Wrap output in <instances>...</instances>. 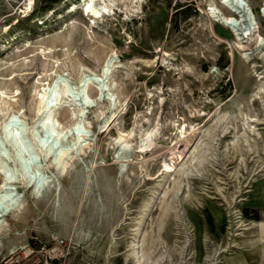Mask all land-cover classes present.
I'll return each instance as SVG.
<instances>
[{
	"label": "rangeland",
	"instance_id": "rangeland-1",
	"mask_svg": "<svg viewBox=\"0 0 264 264\" xmlns=\"http://www.w3.org/2000/svg\"><path fill=\"white\" fill-rule=\"evenodd\" d=\"M88 2L0 0V128L21 110L34 163L0 129V183L10 167L21 201H0V264H264V0H243L245 38L212 16L222 0ZM108 57L86 98L80 74ZM54 75L70 88L57 127L81 123L61 140L36 117Z\"/></svg>",
	"mask_w": 264,
	"mask_h": 264
},
{
	"label": "bare ground",
	"instance_id": "bare-ground-1",
	"mask_svg": "<svg viewBox=\"0 0 264 264\" xmlns=\"http://www.w3.org/2000/svg\"><path fill=\"white\" fill-rule=\"evenodd\" d=\"M94 2V0H89L88 4L86 5V11L87 12H91L93 13L94 15H97V14H100L99 12V9H96L93 7L92 3ZM226 7L227 9L230 11V15H224V14H218L215 12V9H210L211 13L213 14L212 16L216 18V20L222 22L223 24L227 25L228 27L232 28V30L236 33V36H238L239 38H245V36H250L252 31L254 30V20L255 18H253L254 16L251 14L249 7L243 2V0H222V2ZM219 11V10H218ZM221 13V12H219ZM240 17H244L245 18V21H246V24L247 26L243 29L242 26H241V22H240ZM109 58V57H108ZM114 60L109 58L107 59L100 72L97 73V72H94L92 70H88L87 72H82L80 74V79H79V90L83 89L84 88V95L86 98L89 97V86L92 85L96 91H97V94L99 96H101L102 94H105V91H106V87L107 85L104 83V75L107 71V69H109V72H110V67H111V64H113ZM53 75V74H52ZM58 75V74H57ZM109 75V73H108ZM50 79L48 82H44V81H39L37 84H39V87L40 89L37 91V99H38V106H37V109H36V117L38 118L37 120H39L38 122H40L42 124L43 127L47 128L46 130V133L49 134V127L50 129L56 133V135L58 136L57 139L59 138H62V134L65 133V131H67V129L69 130L70 128H76V127H81V123L80 121H78V116L79 114H76L73 113L72 115V118L74 117V120L72 121V123L66 127H57L58 124L57 122L58 121H55L52 116L53 114L51 113L52 108H53V105L52 103L56 100H61V96L64 95V94H67L69 91H70V88H69V85L68 83L64 80L62 82H58L56 81L57 79V76L54 75L53 77L49 78ZM44 80V79H43ZM2 90V89H1ZM81 92V91H80ZM0 95H1V102L2 104L4 103L7 104L10 100H12V98L14 96H11V95H7V92H5L4 90L3 91H0ZM9 100V101H7ZM14 101V99H13ZM12 102V101H11ZM10 103V102H9ZM8 103V104H9ZM59 103V102H58ZM5 105L6 107L9 106V105ZM18 104V103H17ZM4 107V106H3ZM8 108V107H7ZM79 108V107H78ZM22 109V108H21ZM81 109V107H80ZM2 110V109H1ZM4 110V109H3ZM9 110V109H8ZM7 110V111H8ZM79 110V109H78ZM21 111V110H20ZM20 111L18 112H13V113H10L8 114L9 112H6L7 114V117L4 119L3 121V124L2 127L0 129H4V130H1L4 135L6 136V138H8L7 140L11 141V143L13 144V146L16 148L15 150V153L16 151L18 152L17 156H19V158H17L18 160H16V164H17V167H21L24 172L26 173H29L30 171V166H32V164L34 163H31V164H26L27 162H29V157H30V154L31 152H29L31 149H30V144L29 142L27 143V141L25 140V136L24 134H26V132L24 133L23 131L25 130H20V128L18 127H14L12 124L14 123V120H16L20 115ZM79 111H82V110H79ZM22 113V112H21ZM78 115V116H77ZM21 117V116H20ZM81 117V116H80ZM21 119V118H20ZM36 124V123H35ZM107 124V123H106ZM13 126V127H12ZM36 126V125H35ZM36 128V127H35ZM0 131V133H1ZM26 131V130H25ZM36 131V130H35ZM2 133V136L4 137ZM15 134H18L20 136V139L19 141L17 140H14V138H9L8 136L9 135H15ZM35 135V134H33ZM81 135V134H80ZM84 135V134H83ZM259 135V134H258ZM37 136V135H35ZM125 136V135H124ZM124 136L122 135L120 140H122V137L124 138ZM36 138V137H35ZM32 140V139H31ZM30 140V141H31ZM34 140V139H33ZM61 140V139H59ZM147 140L149 141L150 138L148 137ZM5 141V140H4ZM36 142V139L34 140ZM38 141V140H37ZM6 142V141H5ZM47 142V141H46ZM61 142V141H60ZM31 143V142H30ZM37 143V142H36ZM9 144V143H8ZM29 144V145H28ZM47 144V143H46ZM57 143H51L50 147L48 148V151H54L55 149V146H56ZM11 145V144H10ZM37 145V144H36ZM39 145V144H38ZM41 145V144H40ZM39 145V146H40ZM81 145V144H80ZM43 146V144H42ZM41 146V147H42ZM39 148V147H38ZM45 148V147H43ZM30 149V150H29ZM41 150V149H40ZM46 150V149H44ZM5 151V150H3ZM43 152V151H42ZM41 152V153H42ZM62 152V151H60ZM51 153V152H50ZM66 153L65 152H62L61 155L63 156L64 154ZM1 155V154H0ZM3 155V154H2ZM2 155H1V158H2ZM16 156V157H17ZM34 156V155H33ZM64 157V156H63ZM60 158V157H59ZM16 159V158H15ZM60 159H63L62 161H60ZM59 161L60 162H64L61 166V172H64L65 171V168H66V164H68L64 159L65 158H60ZM3 161H5L4 159L2 161H0V163H2ZM7 162V161H6ZM6 162H3L2 164H4L5 167L8 166V164ZM32 162V161H31ZM59 162V164H60ZM15 164V163H14ZM61 165V164H60ZM3 166V167H4ZM16 166V165H15ZM34 166V165H33ZM41 167V166H40ZM38 166V170L40 168ZM57 167H58V164H57ZM35 168V167H34ZM33 169V168H32ZM37 169V168H36ZM59 169V168H58ZM37 170V171H38ZM6 171L5 173V176H2L1 178V183H0V191L3 189V192L4 194L1 193L0 195V201L1 202H5L6 203H9V204H6L7 207L10 206V211L11 210H15L17 208H19V205L21 204L19 202V204L16 203V201H14V196L15 195H12V190H14L13 188H10V187H6V185H8L10 182V179L11 177L13 178V175H12V170L9 168H7V170L4 169V172ZM11 171V173H9ZM36 171V172H37ZM3 172V173H4ZM35 172V173H36ZM15 173V172H13ZM34 173V171H33ZM9 174L11 175V177L9 176ZM61 174V173H60ZM16 175V173H15ZM14 175V176H15ZM24 175V174H23ZM28 175V174H27ZM33 175V174H32ZM36 175V174H35ZM35 177V176H34ZM33 177V178H34ZM32 178V179H33ZM35 179V178H34ZM14 180V179H13ZM36 180V179H35ZM42 180V179H41ZM17 181V180H16ZM19 181V180H18ZM33 181V180H31ZM49 182V180H47ZM43 184V183H42ZM16 189V188H15ZM34 189L37 190V192L39 191L40 189V183L39 182H35L34 183ZM11 190V191H10ZM42 190V188H41ZM40 190V191H41ZM39 191V192H40ZM14 192V191H13ZM36 192V191H35ZM38 192V193H39ZM37 193V194H38ZM18 201V200H17ZM3 202V203H4ZM228 204L229 206L231 207V203L230 201H228ZM6 207V208H7ZM21 207V206H20ZM9 208V207H8ZM9 211V209H1L0 210V219L7 215V212ZM230 213V211H229ZM2 223V221H0V224ZM1 235V234H0ZM2 246V243L0 242V247ZM59 248H56L55 250L58 251ZM28 252V251H27ZM12 255H16V253H13ZM12 257V256H11Z\"/></svg>",
	"mask_w": 264,
	"mask_h": 264
},
{
	"label": "water",
	"instance_id": "water-1",
	"mask_svg": "<svg viewBox=\"0 0 264 264\" xmlns=\"http://www.w3.org/2000/svg\"><path fill=\"white\" fill-rule=\"evenodd\" d=\"M251 12V14H252V11H250ZM108 73H109V69H107V71H106V73H105V75H104V79H106L107 77H108ZM10 139L11 138H14V140H17V141H19V139H20V136L18 135V134H15V135H9L8 136ZM26 164H30V161L29 162H27ZM9 176L11 177V175L9 174Z\"/></svg>",
	"mask_w": 264,
	"mask_h": 264
},
{
	"label": "trees",
	"instance_id": "trees-1",
	"mask_svg": "<svg viewBox=\"0 0 264 264\" xmlns=\"http://www.w3.org/2000/svg\"><path fill=\"white\" fill-rule=\"evenodd\" d=\"M48 1H50L51 4H55V3L59 2L60 0H48Z\"/></svg>",
	"mask_w": 264,
	"mask_h": 264
},
{
	"label": "built area",
	"instance_id": "built-area-1",
	"mask_svg": "<svg viewBox=\"0 0 264 264\" xmlns=\"http://www.w3.org/2000/svg\"><path fill=\"white\" fill-rule=\"evenodd\" d=\"M58 247H60V246H58Z\"/></svg>",
	"mask_w": 264,
	"mask_h": 264
}]
</instances>
